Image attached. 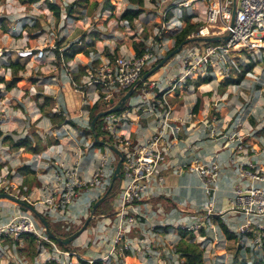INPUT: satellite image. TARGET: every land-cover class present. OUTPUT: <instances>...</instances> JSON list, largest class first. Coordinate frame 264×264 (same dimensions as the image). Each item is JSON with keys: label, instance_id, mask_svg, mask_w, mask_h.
Here are the masks:
<instances>
[{"label": "built area", "instance_id": "built-area-1", "mask_svg": "<svg viewBox=\"0 0 264 264\" xmlns=\"http://www.w3.org/2000/svg\"><path fill=\"white\" fill-rule=\"evenodd\" d=\"M167 1H171L172 6H167L160 12V25L151 40L143 41L141 55L121 54L113 55L112 58L90 56L87 58L80 82L73 79L69 70L66 71L67 80L74 91L81 94L86 108L96 102L110 104L112 101L111 104H114L128 90H133L129 98H134V102L130 103L128 108L102 117L101 129L108 141L100 148L93 146V135H90V143L85 141L86 154L99 151L97 164L91 174L83 177L79 173V161L71 166L60 164L53 177L45 180L42 186L45 196L41 208H45L53 222H61L66 218L74 222L84 214L89 215L94 202L105 194L111 184L119 160L109 145L119 150L121 188L113 198L115 210L111 214L102 212L93 215L92 219L97 220V223L89 230L90 237L82 245L104 248L105 252L99 258L107 264H110L111 257L125 254L126 251L136 256H159L163 253L169 257L172 264H179L180 261L175 258V243L167 237L164 239L165 236H162L157 228L171 224L174 216L185 212L177 208L164 212L162 204L151 202L164 194V177L160 172L168 167L166 158L179 144L184 122L174 114V107L169 104L166 96L187 78H197L209 73L214 75L215 70L228 74L234 63L233 57L237 53H264V0H160L161 3ZM199 2H202L205 8L203 21L189 38L224 35H227V38L184 46L173 57L175 60H172L177 64L180 61L178 76L167 78L161 73L150 81H141L144 67L156 63L164 56L166 38L162 36L163 32L179 31L183 23L181 18H184L181 10L186 9L188 15L196 16L198 11L195 9ZM21 53L25 56L31 54V51ZM95 61L97 63H94ZM167 66L168 64L162 67L163 72ZM59 109V106L55 105L53 111L58 113ZM62 115L66 116L64 112ZM131 116L135 117L137 123L140 120L148 121L151 124V133L141 135L138 133V127L132 129ZM186 116L192 117L193 113L190 112ZM65 118L80 127L77 131L74 125V139L81 141L84 129L90 128L89 121H84L80 115ZM64 127L60 132L67 134L66 127L69 125L66 123ZM226 141L235 147L242 146V136L234 130L227 134ZM81 146L82 142L78 143L79 156L85 153ZM52 147L53 145L49 148ZM44 158L49 160L51 156L45 155ZM199 161V158H193L191 163L184 164V167H187L189 172L198 174L205 192L210 195L215 189L219 175L218 166L212 159L204 164ZM235 170L238 177L233 185L232 206L249 217L239 226L237 234L244 236L252 227L256 228L259 233L252 246L255 250H261L264 225L257 223L255 217L264 213V169L249 162H239L236 163ZM14 187L15 184L8 180L5 174L0 176V192L10 194ZM201 208L212 213V199L204 201ZM195 213L197 211H193L190 216L179 218L176 228L199 231L203 226V218ZM157 214H164L166 223L152 224ZM37 221L29 211L11 217L0 226V247L7 238L12 239L15 246V242L22 235L31 234L39 245L44 242L53 248L50 260L56 264H74L71 258L76 252L60 248L47 236L43 225ZM93 260L92 258L85 261L92 264Z\"/></svg>", "mask_w": 264, "mask_h": 264}, {"label": "rangeland", "instance_id": "rangeland-1", "mask_svg": "<svg viewBox=\"0 0 264 264\" xmlns=\"http://www.w3.org/2000/svg\"><path fill=\"white\" fill-rule=\"evenodd\" d=\"M46 1L38 0L31 3L29 0H0V77L12 75L16 76L17 80H19L16 86L11 89H6L5 85L0 83V130L2 131V136H9L13 140L17 139V137L12 136L13 133L9 129V122H13L18 126V121L22 120L26 122L24 133L31 135L37 129L34 127V123H32L33 118L36 114H39V120L42 122L41 132L46 136L48 135L44 141L54 139V137L57 140H59V137L61 139L66 136L72 137L70 138L68 147L69 150L74 152L77 149L78 143H80L79 139H76V141L74 139L75 126L68 122L67 124L70 127H66L67 134H62L60 131L65 128L64 125L66 123L64 122L59 127L54 128L51 126L49 120L50 113L54 112L55 108V99H52V97H63V100H67L65 91L64 93L60 91L62 86H65L64 89L68 88L67 94L69 93L70 97L74 99L73 102L67 100L68 105L70 103L74 105V102H76L75 109L76 112H79L77 107L80 105L83 97L80 93H75L71 83L67 80L66 71L69 70L72 77L75 74V80L80 82L84 74L81 67L85 66L87 60L85 57H109V55L121 54L133 55L132 42L134 40L144 42L151 40L160 25V12L167 6H172V3L171 1L161 3L160 0H145L144 12L134 21L127 22L121 18L122 12L129 5L127 0H111V3L114 5L113 11L102 10L103 0H88L86 3L74 5L73 16H67L65 10L73 4L74 0H55L54 3L61 5L60 18H57L46 7ZM198 6H200V12L203 13L205 10L204 4L199 2ZM181 12L184 14L183 10ZM174 33L175 31H168L165 34V52L173 46L174 38H170L169 36ZM72 43L84 45L89 55L86 56L82 52H79L67 62L61 59L60 65H57L55 50L63 52ZM23 51H31V54L23 56L21 53ZM40 51L42 54H40ZM16 57L21 59L18 60L23 68L12 74V70L6 65L9 64L11 59ZM172 60L175 59L173 58ZM172 60L168 63L169 69L167 67L163 72L161 68L153 76L157 77L161 73L167 78L178 76L180 61L176 64ZM233 60L234 63L228 74L215 70V79L208 84L206 83L203 92H198L197 88L193 89L191 86L185 88V82L180 87H177L178 90L176 91L179 95L182 91H187L185 93H195V96L196 94H200L203 98V105L209 109V116H213L214 113L212 112H215L218 120L222 121L223 118L226 120L228 126L222 130L224 133L232 126L231 130L235 131L237 128L240 133L237 132L242 136L243 147L248 149V151H250L252 145L248 147L245 140H252L254 144L256 143L257 146L261 145L264 148V135L256 134L257 130L264 127V53L262 55H251L245 52L241 54L237 53L233 57ZM249 62H254L255 65L251 69H246V64ZM150 66L146 65L144 68L147 69ZM242 73L243 78L239 84H226L227 78H238ZM36 95L39 97L35 98ZM44 97L51 98L47 105L44 104L46 102V100L44 101ZM166 99L169 104L173 105L175 100L171 95H167ZM117 102L118 99L114 104ZM132 102H134V98L131 97L127 100L126 105ZM114 104H101L99 110H106ZM60 108L59 112L63 110L66 115L64 118L71 117L63 107L60 106ZM20 110H22L23 114ZM67 110L71 112L69 106H67ZM82 113L87 117L86 120L88 121V110L85 105L81 106ZM80 116L83 117L82 115ZM16 129L19 130L18 134L23 132L18 127ZM76 130L79 131L80 127L76 126ZM89 138L90 136L86 135V140ZM100 138L108 141V138L104 137L103 134L100 135ZM1 143L2 141H0V146L2 145ZM84 143L82 141V144ZM86 146H81V150L85 152L80 156L81 158L86 154ZM98 154L99 151L97 150L94 155ZM75 162L74 160L71 164L73 165ZM259 164V167L264 169V162L260 160ZM3 173H5L4 168L0 171V176ZM11 179H14V177L12 176ZM10 194L16 195L14 190H11ZM113 198L112 200L109 199L111 202L108 201L110 208L108 212L110 214L115 210L112 204ZM44 209L38 208L42 215H46L47 219L53 222ZM164 209V212L170 210ZM8 210L9 208H6V211ZM192 212L188 210L185 213H180L174 216L171 224L164 226L160 225L161 223H166L164 214H157L152 224H159L160 227L157 230L160 231L162 236H165L164 239L167 237L175 243L178 237V230L180 229L176 228V221L182 216H190ZM195 214L198 215V212ZM87 216L84 214L74 222L66 218L60 222L61 227L74 233L82 227ZM96 223L97 220L91 219L85 231L68 246L69 249L72 248L77 253L75 257L79 254L82 256L81 258L92 259V257H88L86 254L87 247L75 246L73 244L76 241H81L83 238L85 239V237L87 240L90 237L89 230ZM167 226L169 227L168 229H166ZM252 229L250 232H252ZM192 232L194 238L191 241L196 242L199 248L203 250L205 264H222L223 262L228 264L232 260L240 258H244L250 262L257 259L256 255L252 256V253L255 252L252 244L258 234L257 236L254 234L256 238L251 237V240H249L247 237L250 232H247L244 236L238 233L235 240H228L221 231L218 222L215 225V241H209L208 237H203V235L199 234V231ZM237 232L239 231L237 230ZM262 245L264 246V238ZM248 247L251 248L250 251H247ZM37 250H39V253L33 256L31 249L25 246L24 239L22 238L18 240V245L16 246H10L9 243L2 242V247H0V264H44L50 260L53 248L41 242ZM34 252H36V247ZM139 256L141 257L142 255ZM72 262L74 264H82L78 263L75 258L72 259ZM148 262L149 259L147 258L143 260L144 264H149ZM110 264L125 263L123 262V258L117 255L111 257ZM163 264L167 263L164 262Z\"/></svg>", "mask_w": 264, "mask_h": 264}, {"label": "crops", "instance_id": "crops-1", "mask_svg": "<svg viewBox=\"0 0 264 264\" xmlns=\"http://www.w3.org/2000/svg\"><path fill=\"white\" fill-rule=\"evenodd\" d=\"M199 7L200 6H196L195 9L198 11V15H190V22L197 24L198 26L202 24L204 17L203 13L200 12ZM182 10L184 11V15H188V10ZM132 53L134 55V51H132ZM85 59L87 58L85 57ZM173 62L176 63L175 61ZM86 63L87 60L85 62V66ZM167 67L169 69V64ZM178 72H180V66H178ZM194 80L196 81V78L186 79L184 81L186 83L185 88L191 86L193 89L197 88L198 92H203L206 84L195 86ZM64 87L65 86H62L60 91L62 93L65 91L67 100L73 102L74 99L70 97L69 93L67 94L68 88L64 89ZM177 87L173 92H170L169 95H171V97L175 100L173 103L175 110L174 114L184 120V122L182 125V132L179 137V144L173 148L169 156L166 158L168 167L166 170H162L160 172V174L164 177V194L160 197H164L165 199H159L157 200V203L162 204V207L164 208L168 205H171V208L180 209L182 212H187L188 210L197 211L198 215L203 217V226L201 228L204 229L205 232L203 237H208L209 241H215V225H217L218 222V220L215 219V216H218L220 220L227 225L229 230L237 236V230L239 226L244 224L246 219L249 217L237 209H234L232 206L233 185L238 177L235 170L236 163L249 162L251 165L259 167L260 160L264 162V148H262L261 145L257 146V144H254L252 140H245L247 141L246 144L248 147L252 145L250 151L243 147V144L239 148L227 142L226 136L229 134L233 126L230 124L232 127H230V129L224 133L222 130L228 126L226 120L224 118L222 121L218 120V116H215V112H212L214 113L213 116H209V109L205 105H203L201 109L195 113L193 111V107L197 98L201 97L200 94H196L195 96V93H185L187 91H182L179 95V93L176 91L178 90ZM52 99H55V105H58L59 108L60 106L63 107L66 110V113H69L71 116L82 115V119L84 121L86 120L87 117L84 116L83 113L81 114V106L84 105L83 99L80 102L81 106L79 105L77 107L79 112H76L75 109L76 102H74V105L73 103L68 105L67 100H63V97L53 96ZM178 105L179 107L177 108ZM67 106H69L71 112L67 110ZM20 112L23 114L22 110H20ZM190 112L193 113V116L187 117L186 115ZM38 115L39 114H36V117L34 116L32 123H34V127L37 128L35 129V133L41 137L43 142H45L44 140L48 135L46 136L41 132L42 122L39 120ZM131 117L133 119L132 129L138 127V133L140 132L141 135H148L151 133L152 128L148 121L140 120L139 123H137L135 117ZM18 123L19 125L16 126L13 122H9V129L13 133L12 136L15 138L17 137V139L13 140L8 136L10 141H2V145L0 146V171L4 168L5 173L3 174L6 175L8 180L15 184V187L12 189L16 193V195L13 194L14 196L20 198L21 200H25L26 203L35 206L37 209L41 208L45 196L44 191H42V186L45 180L53 177V173L60 164L71 166L72 161L78 160V171L83 177H88L95 168L98 161V155L89 153L85 154V156L81 158L79 156L78 149H75L74 152L69 150L68 146L70 144V138L72 137H64L61 139L60 144L59 140L57 143H50L46 145L39 153L27 152L23 147L18 149L13 148L12 142L23 139L27 135L30 136V134L24 133L26 122L19 120ZM17 127L22 129L23 132L18 134L19 130L16 129ZM74 131L76 130L74 129ZM235 131H238V129L236 128ZM89 140L90 138L86 140V135L84 134L80 142ZM51 145H53V147L49 148ZM45 155H50L51 159H45ZM193 158H199L200 164H204L207 160L212 159L218 166L219 175L215 182V189L209 193L210 195L205 192L204 186L202 185L198 174L196 172H189L187 167H184V164H190ZM12 176L14 179H11ZM21 185L24 189H28L27 194H21ZM210 199H212V213H208L201 208V204L204 201ZM6 208H9V210L6 211ZM19 213H21V211L16 204L5 199L0 200V226L4 225L11 217ZM154 219L152 221H154ZM255 220L257 223H262L264 225V213L256 216ZM258 233L259 231L253 227L252 232L248 234L247 239L249 238V240H251V237L256 238ZM254 234L256 236H254ZM167 236L170 237L169 235ZM85 242L86 237L79 242H74L73 245L82 247ZM68 250L75 252L72 248ZM103 252H105L104 249L102 250L99 247L97 249L92 245L87 246L86 250L88 257L90 256L93 259L99 258ZM162 254L163 253H161L159 256H155L154 254H141V257H137L142 263L143 260H146L147 258L149 259V264H163L164 262L167 264H172L170 259L166 258L165 255ZM120 256L123 258V262L127 264L128 261L125 256ZM78 257L81 258L82 256L78 254ZM82 259L85 260L88 258ZM225 263L226 262H223L222 264Z\"/></svg>", "mask_w": 264, "mask_h": 264}, {"label": "trees", "instance_id": "trees-1", "mask_svg": "<svg viewBox=\"0 0 264 264\" xmlns=\"http://www.w3.org/2000/svg\"><path fill=\"white\" fill-rule=\"evenodd\" d=\"M29 1L31 3H34V2H37L38 0H29ZM87 1L88 0H74L73 4L68 6L65 10L67 13V16H73L72 15L73 7L75 4L86 3ZM127 2L129 5L122 12L121 18L127 22H132L141 13L144 12L145 0H127ZM46 7L57 18H60L61 6L59 4L54 3V2H50L47 0L46 1ZM102 10H110V11L114 10V5L111 3V0H103ZM190 19H191V16L185 14L184 18L182 19L183 23H182L181 29L179 31L175 32L173 35L170 34L169 37L174 38V43H173L172 48L168 49L165 52L164 56L167 55L172 49H174L178 45H180L182 42L185 43L184 46H186V45H197V44L204 43L200 39V37L189 38V35L191 33L196 32L198 30V27H199L197 24L191 23ZM166 33L167 32H163L162 36L165 37ZM143 48H144V42L143 41L134 40L132 42V49L134 51V55H136V56L141 55V53L143 52ZM55 52L57 54V65H60L61 59H63L64 62H67L70 59H72L76 53H79V52H82L86 56L89 55V52L87 50H85L84 45L76 44V43L75 44L72 43L71 45H69V47L66 50H64L63 52L62 51L59 52L58 50H55ZM61 55H62V57H61ZM109 57L112 58V55H109ZM249 57H250V55H249ZM172 58H170L164 65L168 64L172 60ZM18 59H20V58L16 57L14 59H11L9 64L6 65L8 68H10L12 70V74L16 73V71L23 68ZM161 59H159L156 63L152 64L150 66V68H152L155 64H157ZM97 61H95L94 63H97ZM254 65H255L254 62H249L246 64V69H251ZM85 67L86 66L81 67V70L84 72H85ZM150 68H147V69L144 68L142 71V75L145 72H147ZM154 74H155V72L152 73L150 76H148L146 81H150L151 79L155 78ZM74 75H73V79L75 80ZM242 78H243V73L240 74L238 78H227L226 84H239L242 81ZM214 79H215V76L213 74L209 73V74H206L205 76H198L196 78V81L194 84H195V86H199L201 84L210 83ZM18 81L19 80H17V77L12 76V75L0 77V83H3L5 85L6 89H11V88L15 87L16 84L18 83ZM37 97H39V96L36 95L35 98H37ZM50 99L51 98H49V97H44V101L46 100V102H44V104L47 105L48 102L50 101ZM100 105H101L100 102H96L93 105L87 106L89 124H90L91 120L93 119V117L98 112L102 111V110H99ZM202 105H203V99L201 97H198L195 104H194L193 111L195 113L198 112L201 109ZM128 107L129 106L126 105V103H125L123 105V107H121L117 111V113L125 110ZM63 112L64 111L61 110L59 113H57V112H51L50 113L49 120L52 123V126L54 128L59 127L62 123L66 122V121H67L66 123L70 122L72 125H75L71 120H66L64 118V116L62 115ZM101 126H102V117L98 118L95 122V132L94 133H95L96 138H93V146L96 148L102 147L103 142L107 141L105 139L103 140V138L102 139L100 138V135H102V134L105 137V134L101 129ZM84 134L88 135V136L93 135V132L91 130V125H90L89 129H84ZM256 134L257 135H264V127L257 130ZM0 141H10V138H8V136H2L1 130H0ZM57 142H58L57 138L54 137V139H48V140H46V142L42 143L41 137H39L35 132H33L30 136L27 135L23 139H19V140H16L15 142H12V146H13V148H16V149L23 147L26 151H28L30 153H39L46 145H48L50 143H57ZM0 168H1V164H0ZM120 188H121V181L117 180V179L114 180L112 189H111L107 199L104 200L102 203H100L96 207V209L94 211V215L100 214L102 212H108V210L110 209L108 206V201L111 202L112 198L116 195V193L120 190ZM20 191H21V194H27L28 193V189L27 188L24 189L22 185L20 187ZM109 199H111V200H109ZM159 199L164 200L165 198L160 197L158 199L151 200V202L156 203L157 200H159ZM23 201L26 202L25 200H23ZM165 208L168 211L169 209H171V205L170 206L168 205ZM43 216L45 219L48 218L46 215H43ZM215 219L218 220L219 227H220L221 231L223 232L224 236L226 237V239L235 240L236 235L229 230L227 225L225 223H223L218 216H215ZM47 221L49 224V229L51 230V232L55 236L65 238V237H68L69 235L72 234L71 231L64 230L61 227L60 222H54L53 223V222H50L48 219H47ZM168 228L169 227L167 226L166 229H168ZM135 232L138 233L137 230H135ZM199 234L204 236L205 235L204 229H200ZM187 237H188V240H187ZM21 238L24 239L25 246L29 247L31 249L33 256L39 253V250H37L39 244L36 242V238L33 235L24 234V235H22ZM193 238H194V234L191 230H187V229H179L178 230V237H177V240L175 241L174 249H175V252L177 253V256H175V258L178 261H180L179 264H204L203 250H201L199 248V246L196 242L191 241V239H193ZM12 241H13L12 239L7 238L4 241V243H9V245L11 246V245H13ZM53 241L60 248L65 249V250H68L69 249L68 246L71 244V243H69L67 245H63V244H61L55 240H53ZM16 245H18V241L15 242V246ZM35 247H36V252H34ZM250 249L251 248L248 247L247 251H250ZM124 255L128 261L127 264H144L140 261V259L136 255H132L129 251H126ZM252 255H256L257 259L253 260L251 262L247 261L244 258H240L238 260L234 259L228 264H264V246H262L261 250H259V251L255 250V252H253ZM73 258H75V260L78 261V263L80 262L82 264H88V262H86L85 260H83L79 257H75L74 255L72 256V259ZM166 258H169V257H166ZM180 259H182V260H180ZM44 264H56V262L49 260V261L45 262ZM92 264H107V263L105 261L101 260L100 258H97V259L93 260Z\"/></svg>", "mask_w": 264, "mask_h": 264}, {"label": "water", "instance_id": "water-1", "mask_svg": "<svg viewBox=\"0 0 264 264\" xmlns=\"http://www.w3.org/2000/svg\"><path fill=\"white\" fill-rule=\"evenodd\" d=\"M227 38V35H224L222 37L220 36H214V37H201L200 39L202 41H205V42H212V41H219V40H225ZM184 42H182L180 45H178L176 48L172 49L167 55L163 56L162 59L157 63L155 64L152 68H150L147 72H145L142 76H141V81H144L147 79L148 76H150L152 73L156 72L157 70H159L160 68H162L164 66V64L170 59L172 58L173 56H175L176 54H178L182 47L184 46ZM132 89L128 90L121 98L120 100L114 104L112 107L106 109V110H102L100 112H98L94 117L93 119L91 120L90 122V125H91V130L93 132V138H96L95 136V122L98 118L100 117H103L109 113H112V112H116L118 111L121 107H123V105L127 102V100L129 99V96L131 95L132 93ZM112 103V101H110V104ZM104 143V142H103ZM109 148L112 150L113 153H115L118 157H119V160L116 164V167H115V170H114V173H113V176H112V182L111 184L109 185L107 191L105 192V194L100 197L98 200H96L94 202V204L92 205L91 209H90V213L89 215L87 216L84 224L82 225V227L77 230L76 232L72 233L71 235H69L68 237H65V238H62V237H57L55 236L51 230L49 229V224H48V221L44 218L43 215H41V213L39 212V210L35 207V206H32L26 202H24L23 200H21L20 198L12 195V194H9V193H6V192H0V200H9V201H12L14 204H16L19 208V210L21 212H30L32 213L37 219L38 221L43 225L44 227V230H45V233L47 234V236L49 238H51L52 240H55L63 245H67L71 242H73L78 236H80L86 229V227L88 226L90 220L92 219L93 215H94V211L96 209V207L102 203L104 200L107 199L111 189H112V186H113V182L114 180H120V165H121V154L119 152V150L113 146V145H109Z\"/></svg>", "mask_w": 264, "mask_h": 264}]
</instances>
